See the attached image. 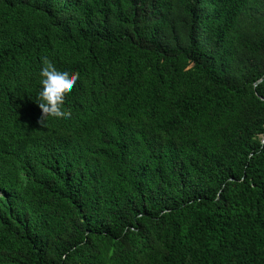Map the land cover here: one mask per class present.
I'll list each match as a JSON object with an SVG mask.
<instances>
[{
	"label": "trees",
	"instance_id": "1",
	"mask_svg": "<svg viewBox=\"0 0 264 264\" xmlns=\"http://www.w3.org/2000/svg\"><path fill=\"white\" fill-rule=\"evenodd\" d=\"M0 264H264V0H0Z\"/></svg>",
	"mask_w": 264,
	"mask_h": 264
}]
</instances>
